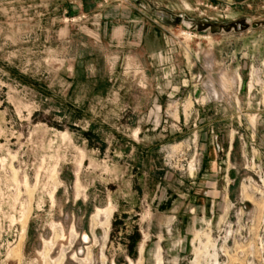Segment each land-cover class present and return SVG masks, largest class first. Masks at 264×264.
<instances>
[{
    "label": "rangeland",
    "instance_id": "obj_1",
    "mask_svg": "<svg viewBox=\"0 0 264 264\" xmlns=\"http://www.w3.org/2000/svg\"><path fill=\"white\" fill-rule=\"evenodd\" d=\"M169 1L0 0V264H264V23L172 22L264 0Z\"/></svg>",
    "mask_w": 264,
    "mask_h": 264
},
{
    "label": "water",
    "instance_id": "obj_2",
    "mask_svg": "<svg viewBox=\"0 0 264 264\" xmlns=\"http://www.w3.org/2000/svg\"><path fill=\"white\" fill-rule=\"evenodd\" d=\"M175 24H183L189 30H197L198 32L209 31L211 34H219L221 32H242L249 28H257L264 22H249L246 19H240L238 21L230 23H210L206 20L194 21L187 17H175L172 20Z\"/></svg>",
    "mask_w": 264,
    "mask_h": 264
},
{
    "label": "crops",
    "instance_id": "obj_3",
    "mask_svg": "<svg viewBox=\"0 0 264 264\" xmlns=\"http://www.w3.org/2000/svg\"><path fill=\"white\" fill-rule=\"evenodd\" d=\"M97 1H99V0H97ZM173 1V0H172ZM178 1H180L181 3H183V4H186V5H195L196 3H198L199 2V0H178ZM214 1H216L217 3H219V2H227V0H214ZM167 2L169 3V4H174L173 2H171V1H169V0H167ZM233 3H235V2H233ZM232 3V4H233ZM113 12V11H112ZM114 14H115V16L116 17H118L119 19H122V21H124V23L126 24V25H128V26H126V28H129L128 30L129 31H132V29L133 28H135L136 26H137V24H139V23H133V24H130V20L131 19H133V18H136V19H138V17H137V15L135 14V13H132L131 12V10H122V11H119V10H115L114 12H113ZM107 18V15H106V13L104 14V19H106ZM128 23V24H127ZM124 35H126L127 34V30L126 29H123V32H122ZM216 162V161H215ZM215 162H211V165H213V164H215Z\"/></svg>",
    "mask_w": 264,
    "mask_h": 264
},
{
    "label": "built area",
    "instance_id": "obj_4",
    "mask_svg": "<svg viewBox=\"0 0 264 264\" xmlns=\"http://www.w3.org/2000/svg\"><path fill=\"white\" fill-rule=\"evenodd\" d=\"M117 1H119V2H121V1H123V0H117ZM125 2H126V0H125ZM105 3H107V0H102V2L100 3V4H105ZM178 17H180V18H183V17H186L185 15H180V16H178ZM85 18V15L84 14H78L77 16H74V17H72L71 18V20L72 21H74L75 19H77V20H81V19H84ZM189 30V29H188ZM189 31H191V30H189ZM188 31V32H189ZM185 32V31H184Z\"/></svg>",
    "mask_w": 264,
    "mask_h": 264
},
{
    "label": "bare ground",
    "instance_id": "obj_5",
    "mask_svg": "<svg viewBox=\"0 0 264 264\" xmlns=\"http://www.w3.org/2000/svg\"><path fill=\"white\" fill-rule=\"evenodd\" d=\"M182 33H183L184 36H186L187 38H189V37L191 36V33L188 32V31H185V32H182ZM97 211H99V210H97ZM83 239H86V240L88 239L86 234L83 235Z\"/></svg>",
    "mask_w": 264,
    "mask_h": 264
}]
</instances>
